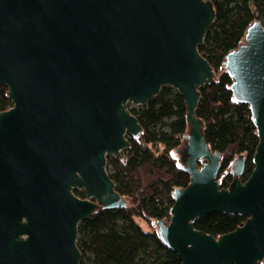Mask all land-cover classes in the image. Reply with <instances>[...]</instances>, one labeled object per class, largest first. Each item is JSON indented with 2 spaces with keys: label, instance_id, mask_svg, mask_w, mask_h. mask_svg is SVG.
Instances as JSON below:
<instances>
[{
  "label": "water",
  "instance_id": "95a60500",
  "mask_svg": "<svg viewBox=\"0 0 264 264\" xmlns=\"http://www.w3.org/2000/svg\"><path fill=\"white\" fill-rule=\"evenodd\" d=\"M213 22L211 0H0V84L12 102L0 111V264H80L81 221L127 205L107 159L142 133L128 105L164 86L186 102L179 152L191 179L175 188L170 220H157L160 237L182 264L264 263V25L226 55L259 144L249 178L240 155L220 188L222 155L196 117L200 87L215 78L199 50ZM215 212L247 219L219 237L194 227Z\"/></svg>",
  "mask_w": 264,
  "mask_h": 264
},
{
  "label": "trees",
  "instance_id": "16d2710c",
  "mask_svg": "<svg viewBox=\"0 0 264 264\" xmlns=\"http://www.w3.org/2000/svg\"><path fill=\"white\" fill-rule=\"evenodd\" d=\"M211 2L214 22L199 50L213 66L215 78L200 87L196 117L203 122L209 147L222 155L217 181L220 188H228L236 180L231 167L238 156L243 155L246 162L241 180L245 182L251 175L259 136L249 104L234 97L233 78L225 59L243 42L247 28L255 20L264 25V0ZM11 106L8 87L0 84V111ZM130 110L138 117L142 133L138 137L127 136L128 155L107 159L113 170L109 175L127 205L100 207L81 221L80 264H182L160 237L157 220H170L175 188L188 186L191 179L182 167L179 152L189 132L185 99L174 87L164 86L149 103ZM144 167L155 174L151 182L143 177ZM74 192L86 198L85 191ZM246 219L241 214L215 212L198 217L194 227L219 237L243 225Z\"/></svg>",
  "mask_w": 264,
  "mask_h": 264
},
{
  "label": "rangeland",
  "instance_id": "374dc122",
  "mask_svg": "<svg viewBox=\"0 0 264 264\" xmlns=\"http://www.w3.org/2000/svg\"><path fill=\"white\" fill-rule=\"evenodd\" d=\"M128 106H129L130 109L131 108L139 109L143 105H132V104H129ZM122 155H124V156L125 155H128V153L126 152V150H123L122 151ZM107 170H108V173H112L113 172V170L111 169V166H110V164H108V162H107ZM142 172H143V177H144V179H145L146 182H151L154 179V177H155V174L152 173V171H151V169L149 167H144L142 169ZM227 172H228V170L224 172L223 177H225V175L227 174ZM80 190L84 191L83 189H80ZM79 238H80V235H78V239Z\"/></svg>",
  "mask_w": 264,
  "mask_h": 264
}]
</instances>
